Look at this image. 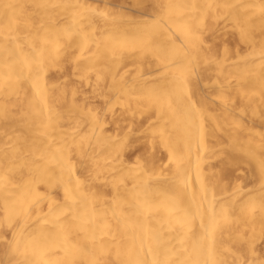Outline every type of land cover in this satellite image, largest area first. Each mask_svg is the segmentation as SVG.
<instances>
[{"label":"bare ground","instance_id":"bare-ground-1","mask_svg":"<svg viewBox=\"0 0 264 264\" xmlns=\"http://www.w3.org/2000/svg\"><path fill=\"white\" fill-rule=\"evenodd\" d=\"M69 50L109 83L102 112L53 107ZM22 84L26 123L0 116L2 264H264V0H0V97ZM124 96L143 130L111 111Z\"/></svg>","mask_w":264,"mask_h":264},{"label":"rangeland","instance_id":"rangeland-1","mask_svg":"<svg viewBox=\"0 0 264 264\" xmlns=\"http://www.w3.org/2000/svg\"><path fill=\"white\" fill-rule=\"evenodd\" d=\"M158 1L159 0H154V3H157ZM28 18V15L25 13L17 16V19L21 21H27ZM211 35L213 37L211 36L210 39L221 37L220 39L226 40L231 47L234 46L237 42V34L234 32H228L226 37L224 38H222V33H220L218 36L216 31L211 33ZM219 48L220 47H218V49ZM68 53L69 55L66 56L65 60L62 62V66L56 67L53 71L49 72L48 79L50 80V82L48 81V83L52 85L53 90L55 91V96L53 97V107L56 106V104L59 102V98L62 97L63 105L67 107H73L74 104H77L78 106H81L84 111L97 110L98 112H102L103 108L107 105V99L105 96L101 97L98 95L102 91H106L109 89V83L105 79L99 78L97 74H95V72H88L82 66L76 64L77 56L73 53V51L69 50ZM56 56L57 54L54 56L55 59ZM47 60H49V58ZM212 89L213 88H209L208 90L211 92ZM215 96L220 98H230L231 92L228 88H220ZM0 98V100L4 101L6 104V107L2 109V112H0V116L2 117V121L4 123H14L17 121V119L22 120V122L26 123V120L29 118L32 112L29 104V87L26 84H22L19 91L13 94L8 99L4 100V97ZM227 102L235 111L241 110L244 107V104H242V101L239 97L228 99ZM111 108V111L115 116L118 117L120 123H124L123 113L130 109L133 110V112H135L133 119L135 121V127H138L140 130H143V128L145 127L147 120L138 125V122L142 119L138 118V114L136 112L137 110L134 109L132 99L127 100L124 96V98L122 99V104H113ZM59 112L62 111L60 110ZM229 118L236 120L242 117L237 114L234 115V112H232ZM242 119L245 127L247 128H253L260 123V120L250 113L245 114V117ZM59 121L66 125L70 124L71 127L76 124L74 121L68 122L66 116L64 115L63 117L59 118ZM108 121H110L109 118ZM12 130L13 129H9L8 133L12 132ZM130 146H133L132 143L130 144ZM139 149L140 146L134 145L132 153H137ZM221 164H224V161L212 162L211 166L217 167ZM241 175L242 173L237 169H224V176L229 182H232L234 178H240ZM249 178V174L245 173L243 177L244 181L247 183L250 182ZM12 234L13 231H11V229H7L4 227V236L0 239V264L4 262V252L10 244V240H15V237ZM20 260H23V256L20 254L16 255L14 256L11 264H17ZM5 264H9V261H6Z\"/></svg>","mask_w":264,"mask_h":264}]
</instances>
